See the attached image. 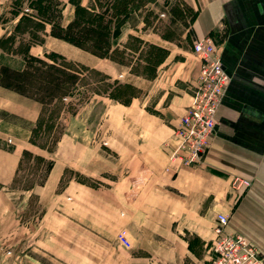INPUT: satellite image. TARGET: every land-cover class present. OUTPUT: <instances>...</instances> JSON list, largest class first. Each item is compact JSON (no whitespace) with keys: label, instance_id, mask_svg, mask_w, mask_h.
<instances>
[{"label":"crops","instance_id":"1","mask_svg":"<svg viewBox=\"0 0 264 264\" xmlns=\"http://www.w3.org/2000/svg\"><path fill=\"white\" fill-rule=\"evenodd\" d=\"M61 1L64 4L62 22L67 24L75 18L76 7L71 0ZM80 1L85 7L103 12L107 19L112 15L114 0ZM182 1L195 10L192 22L195 38L209 34L215 38L231 76L218 111L216 132L202 162L196 165L171 163L170 158L174 131L192 97V93L181 90L185 87L182 83L187 74H192L193 68L192 71L183 70L185 75H178L176 79L178 85L162 90L152 101V85L163 83L167 77L170 80L179 60L168 40L160 32L146 27L143 14L136 8L130 5L128 13L112 22L111 53L116 48L132 52L129 45L131 35L144 43L165 47L168 54L156 66L157 73L153 77L134 72L111 55L98 56L70 41L52 36L50 23L44 30L45 39L34 42L29 48L33 55L47 59L50 46H61L51 49L79 65L108 75L112 82L117 80L142 91L128 103L109 97L101 92L103 90L96 92L109 100L111 114H118L117 121L114 119L110 125L111 137L107 141L117 161L112 169L113 178L105 187L97 185L92 188L71 180L64 192L71 198L70 202L63 201L64 210L69 214L63 215L65 230L70 234L81 236L83 233L88 238L89 231L96 241L101 242L104 209L109 206L125 209L130 223L141 225L140 246L126 251L106 250L107 259H104V249L99 247L94 253L101 258L94 264H121L120 257L124 259L122 264H207L218 212L229 215L227 230L242 235L258 248L264 259V0ZM14 17L16 25L20 15ZM136 18L137 22H134ZM197 59L194 81L198 79L201 66L198 56ZM25 104L30 106L0 90V108L12 107L20 111L27 109ZM19 134L29 138V128L0 117V137L7 135L15 143L12 148L0 144V203L7 208L14 203L12 194L3 188L10 186L15 179L25 143ZM102 145L97 151L100 155L95 154L90 159L100 165L104 161ZM84 147L87 146L83 138L71 132L62 136L56 150L58 156L46 183L39 191L36 186L32 189L41 201L52 193L56 194L61 176L74 164L82 166L79 169L82 174L104 175L90 169L89 163L85 162L88 157ZM234 175L250 179L252 185L242 192L237 191L232 184ZM189 233L202 240L205 246L202 255L193 247ZM51 239L47 236L46 241ZM46 249L69 264H91L82 253H78L80 257L75 259L72 257L75 252L64 251L55 243L48 244Z\"/></svg>","mask_w":264,"mask_h":264},{"label":"rangeland","instance_id":"2","mask_svg":"<svg viewBox=\"0 0 264 264\" xmlns=\"http://www.w3.org/2000/svg\"><path fill=\"white\" fill-rule=\"evenodd\" d=\"M30 1L31 0H0V35L4 34L5 31L8 32L13 29L15 25L14 13L16 11H22V13L24 11L35 12L32 8H29ZM134 1L137 5L136 7H138H135L138 13L143 14L146 20V27L160 32L163 37L168 40V45L176 51L175 55H177L179 60L177 69L170 75V80H168L167 77L163 80V83L157 82L152 85V90L150 92L152 101L158 97L162 90H167L170 89V87L178 85V81L176 80L178 75L183 76L185 75L183 74V70L192 71V68L193 72L190 76H188L189 74L185 76L186 81L184 80L182 83L185 87L181 90H186L187 94H193L196 83L193 77L197 71L196 63L198 61L197 55L193 50L194 43L197 40L192 28L195 10L182 0ZM135 21L137 22V18L134 22ZM44 30L45 29L39 30L37 33L40 40L45 39ZM45 33H47V31ZM129 45L133 51L128 53L125 51L122 54V59L129 68L133 69L137 66L139 70L142 71L143 67L147 65V62L145 59L141 60L140 58H145L148 50L157 51L151 49L147 43L141 44L139 41L133 39L130 40ZM53 47L56 49H59V47L61 48V46L58 45L50 46V54L55 52L51 49ZM36 51L37 50H34V53H36ZM56 53L58 54V52ZM165 56L166 55L163 53V58ZM55 59L56 61H53L51 58H45L47 62L53 63L55 67H59V70L75 72V70L66 67V61L73 62L75 67L81 71L77 74V77L69 79L70 81L68 80L70 86L59 88L54 85L55 80L54 82H49L46 79L48 78L46 75L47 72H45V74L41 73L44 69L46 70L43 64H39L38 67L41 71H37L36 74L34 73L35 75H33V77H24L30 78L29 80H25L24 78L20 80L19 74L18 76L16 75L18 80L11 79L4 76L0 71V90L7 92L8 95L12 97L23 100L24 103L30 104V106H26L25 104L27 109L20 111L12 107L0 108V117L11 122L23 124L26 128H29V138H25L23 134H19V138L25 140L22 149H29L34 154L43 155L48 160L53 161V163L58 156L56 153L57 148L51 152L47 149V145L50 141L54 140L57 135L63 132L64 134L71 132L75 136L83 138L87 146L84 147L85 155L88 157V161L85 162L89 163L88 166L90 169L100 171L104 175L88 176L82 174L79 171L82 166L74 164L75 166H73V168H67L61 176L56 194L52 193L50 197L48 196L43 202L39 195L35 191H32V189L36 186L39 191L41 185L46 183L51 170L50 165L47 161L38 162L34 156L25 159L18 173L17 180L15 182L13 181L10 186L3 188V191L12 194L14 206H11V208L8 206L7 208L0 203V264H69L63 258H60V256H55L46 249L47 245H50V243H55L57 247L64 251L69 252L72 250L75 252L72 256L75 259L80 257L77 256L78 253H82L84 259H87V262L91 264H94L96 259L99 260L101 258L95 256L94 253L99 247H102L105 252L113 248L126 251L133 247L140 246L139 241L142 235L141 225L138 222L130 223L129 218H127L124 213L125 209L119 207H105L104 235L101 242L96 241L94 235L89 231L87 232L88 238L82 233L81 236L85 239H81L82 237L80 235L75 236L73 232L70 234L69 231L65 230L66 224L63 220V215L69 214L64 210L63 201L66 200L70 202L71 200V198L64 193L69 182L71 180L74 182H82L91 188L97 185L105 187L111 183V179L113 178L112 169L116 167L117 161L115 160V154L111 151L110 143L107 141L111 137L110 125L114 119L117 121L118 114H111L109 100L106 99L104 95L99 96L96 94L97 91L105 90L106 87V82L100 80V75H96L92 70L82 72V68L85 66L79 65L77 61L66 59V57L64 61L58 57H55ZM0 64H9L14 70H22L26 62L23 60L22 54L7 55L3 54L0 50ZM156 73L157 68L152 73H147L146 76L153 77ZM58 74L60 73L55 71L54 75L57 76ZM64 91L67 92L66 97L61 96V93ZM126 91L127 95L130 93L138 94L142 92L139 89L137 90L135 86ZM51 92L53 95L50 96ZM101 92L105 93L104 91ZM6 103L8 102H4L3 104ZM47 108L50 110L44 111L43 113V109L47 110ZM110 114L112 118L109 120L108 117ZM41 118L44 120L43 122L48 123V125L55 123L53 127L54 134H49L50 129L48 127L47 132L36 135L35 139L37 144H34L31 142L32 128ZM218 124L219 120L217 116V126ZM9 138L10 137L7 135L1 136L0 144L12 148L15 143L10 141ZM102 142L104 143L103 145ZM101 145L103 146V150H105L103 151L104 161L103 164L100 165L98 163V165L94 160L91 161L90 159L95 157V154L100 155L97 151H99V146ZM123 167L124 166H122L121 169H123ZM239 176L240 175H234L232 178L233 185L235 178ZM241 177L243 178L244 176ZM239 182L240 181H237L236 184H239ZM30 186L32 188L28 189ZM85 189L91 190L89 187ZM244 189L246 188L242 185L237 191L242 192ZM76 195L79 197L80 193L77 192ZM88 203V205H90V202ZM219 213L220 212H218L217 215ZM50 219L53 220L50 221ZM74 232L76 233V229ZM188 235L193 239V247L202 255L205 249L202 240H200L196 234L191 235V233H189ZM47 236L52 238L49 242L46 241ZM107 258L109 257L106 256L105 252L104 259ZM120 260L122 264L124 260L123 257H120Z\"/></svg>","mask_w":264,"mask_h":264},{"label":"trees","instance_id":"3","mask_svg":"<svg viewBox=\"0 0 264 264\" xmlns=\"http://www.w3.org/2000/svg\"><path fill=\"white\" fill-rule=\"evenodd\" d=\"M76 7V14L75 18L67 23L64 24L62 22L63 18V7L64 4L61 0H31L29 2V8H32L34 11H16L14 15L19 17V21L15 25L13 31L9 34H5L4 36L0 37V50L3 54H22L23 60H25L26 64L22 70H14L9 64H0V71L4 76L8 78L18 80V74L20 80L23 79L25 76L35 75L40 72V68L38 67L39 64H43L46 70L42 71L41 73L47 75L46 78L49 82H54L55 86L59 88H64V86H70L68 84L69 79H73L77 77V74L81 71L77 69L72 62H66V67L71 68L73 71L65 72V70H59V67H55L53 63L47 62L44 58L38 57L30 53L29 48L34 42H38L40 38L37 35L39 30L45 29L46 24L50 23L52 25L51 34L70 41L71 43L90 51L91 53L104 56V55H111L117 61L122 64H125V61L122 59V54L126 51L124 49L116 48L113 53H111V32H112V22L116 19V21L120 20L123 15L128 13L130 5L132 8H135L137 5L134 0H114L112 2V15L109 19L106 18L103 12L96 11L94 7L88 8L81 4L80 0H71ZM130 8V9H132ZM138 8V7H136ZM131 39L139 41L141 44L144 43L142 39L137 36L131 35ZM145 44V43H144ZM147 45L157 52L152 50H148L146 52L145 61L147 65L143 67V70H139L136 66L132 70L136 73H141L146 75L147 73H152L156 70V66L160 61H163V53L165 55L168 54V49L162 46L155 45L153 43H147ZM132 49V48H131ZM48 58H51L53 61H56L55 57L61 58L63 61L65 57L61 54H57L56 52L51 53L50 55H46ZM128 64V63H127ZM74 65V66H73ZM73 67V68H72ZM91 71L94 72L96 75H100L101 81H105V90L103 91L107 93V95L115 100H118L122 103H128L131 99L135 96V94L130 93L127 95V91L132 89L133 86L127 83H121L120 81H111L108 75L96 70V69H89V68H82V72L84 71ZM54 71V72H53ZM58 72L57 76L54 73ZM15 73V74H11ZM35 73V74H34ZM17 75V76H16ZM49 75V76H48ZM25 80H29L30 78H24ZM70 81V80H69ZM51 84V83H50ZM52 91V90H51ZM53 95L51 92L50 96ZM62 97L67 96V92L61 93ZM43 109L44 111H49ZM44 120L39 119L36 125L32 128V137L31 142L37 144L36 142V135L41 134L43 132H47V128L49 127L50 131L49 134H54L53 127L54 124H49L43 122ZM57 125V124H56ZM55 129V128H54ZM64 132L60 135H57L54 140L50 141L47 145V149L49 151H54L57 148L59 141L61 140ZM43 146V145H41ZM46 146V145H44ZM34 156L38 162L47 161L50 165V169L53 166V161L48 160L45 156L40 154H34L29 149H25L22 152L20 164L14 179V182L17 180L18 173L20 168L22 167L23 162L25 159H29L30 157ZM30 186L28 189H31ZM192 243V242H191Z\"/></svg>","mask_w":264,"mask_h":264},{"label":"built area","instance_id":"4","mask_svg":"<svg viewBox=\"0 0 264 264\" xmlns=\"http://www.w3.org/2000/svg\"><path fill=\"white\" fill-rule=\"evenodd\" d=\"M193 50L200 58L201 66L191 102L174 131V148L171 163L196 165L202 162L206 148L217 128V116L231 76L227 71L215 38L206 35L198 38ZM240 181L239 184H236ZM248 188L251 180L235 178V188ZM229 216L217 215L215 238L209 245L207 264H264L258 249L242 235L227 230Z\"/></svg>","mask_w":264,"mask_h":264}]
</instances>
